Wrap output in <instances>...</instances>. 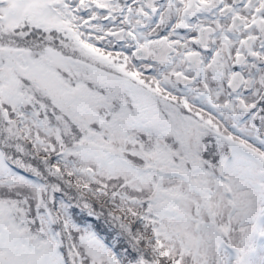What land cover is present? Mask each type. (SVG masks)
<instances>
[{"label":"snow or ice","instance_id":"1","mask_svg":"<svg viewBox=\"0 0 264 264\" xmlns=\"http://www.w3.org/2000/svg\"><path fill=\"white\" fill-rule=\"evenodd\" d=\"M0 264H264V0H0Z\"/></svg>","mask_w":264,"mask_h":264},{"label":"rangeland","instance_id":"2","mask_svg":"<svg viewBox=\"0 0 264 264\" xmlns=\"http://www.w3.org/2000/svg\"><path fill=\"white\" fill-rule=\"evenodd\" d=\"M256 254H257V255L253 254L252 257H251L254 261H255V260H259L260 257H261V255H262V253H261V251H260L259 248L256 250Z\"/></svg>","mask_w":264,"mask_h":264}]
</instances>
